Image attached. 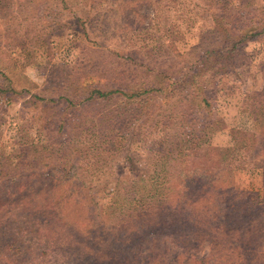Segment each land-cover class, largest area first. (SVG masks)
<instances>
[{"label":"trees","instance_id":"1","mask_svg":"<svg viewBox=\"0 0 264 264\" xmlns=\"http://www.w3.org/2000/svg\"><path fill=\"white\" fill-rule=\"evenodd\" d=\"M168 4L161 13L154 10L144 27L151 34L158 24L161 36L153 35L143 45L142 58L133 53H116L112 58L117 80L108 76L102 84H83V70H99L111 62L101 59L94 64L87 52H79L72 68L50 69L43 87L33 94V118H37L21 130L13 154L0 149V261L4 260L0 264H42L34 262L43 252L33 239L42 227H50L40 224L38 216L44 211L55 222L62 220L52 200L40 202V192H49L15 179H54L63 169L56 167H64L66 160L61 161L74 146L77 151L88 147L104 159L102 152H117L125 142L146 146L148 165L136 173L119 174L105 207L110 219L125 226L137 217L146 218L135 230L141 236L149 228L189 220L195 240L211 233L215 264H237L234 259L240 264H264V188L239 189L234 178L237 170L261 169L264 185V133L250 128L253 122L264 125V61H257L264 48V5L257 6L254 0H191L188 5L170 0ZM180 25L199 29L197 42L186 50L175 46L173 39ZM36 41L41 43L42 38ZM12 45L10 50L19 55L0 58V67L12 76L20 67L41 68L31 44ZM255 62L262 75L260 90L244 86V75ZM0 71L1 138V114L17 92L11 76ZM56 78L58 82H52ZM235 81L243 87L237 89ZM219 100L232 101L242 121L232 129V144L214 147L215 161L198 168L188 161L189 152L225 127L217 116ZM67 126L73 136L64 139ZM134 153L127 146L125 160L132 162ZM139 156L142 150L135 157ZM9 181L12 185L4 187ZM78 187L63 190L61 199ZM229 243H235L231 253Z\"/></svg>","mask_w":264,"mask_h":264},{"label":"rangeland","instance_id":"2","mask_svg":"<svg viewBox=\"0 0 264 264\" xmlns=\"http://www.w3.org/2000/svg\"><path fill=\"white\" fill-rule=\"evenodd\" d=\"M179 1L188 5L191 0ZM168 2L170 0H0V58L5 60L18 56L19 53L10 50V47L14 46L13 43L27 42L33 46L36 60L41 63L40 69L34 66L20 67L14 76L0 67L11 76L12 86L17 92L1 114L3 125L0 149L13 154L19 145L17 139L23 134L21 130L37 118H33L35 113L33 94L43 87L50 76L48 75L50 69L58 71L59 68H72L79 52H87L89 62L94 64L101 59L111 62L116 53L120 55L133 53L136 57L142 58L143 45L150 41L153 35L161 36L158 24L153 26L151 34L144 30V27L153 18V11L160 10L161 13L170 6ZM254 2L257 6L264 5V0ZM196 9L194 8V11ZM175 32L173 39L175 46L180 50L188 49L198 40L199 29L196 25L194 27L180 25L175 28ZM37 37L42 38L41 43L36 41ZM94 51L101 52L93 53ZM257 61H264V48L259 52ZM114 66L111 62L102 65L99 70H83L81 81L86 85L102 84L104 78L108 76L117 80L119 75L114 73ZM63 74L64 72L61 73ZM244 76V86L251 90L262 89V75L256 62L249 67ZM1 81L3 77L0 71V83ZM52 82H58V78ZM234 84L237 89L243 87L239 81H235ZM234 95L236 94L229 96L230 100H234L232 99L235 98ZM162 101L167 100L164 98ZM226 102L219 100L217 110V116L222 118L225 127L209 134L207 141L189 152L188 161L198 168H205L215 161L214 147L232 144V129L238 127L242 121L232 101L228 104ZM250 128L258 133H264V125L259 122H253ZM72 136L70 126H67L64 139ZM31 138L37 140L33 134ZM69 144H73V141ZM129 145L135 152L132 162L126 161L124 156ZM145 147L139 148L125 142L124 148L118 150L119 152L113 150L102 152L101 156L105 157L103 159L100 158V153L88 151V147L82 146L77 151L74 146L70 149L71 154L65 153L61 161L63 163L66 160L64 167H56L63 169L58 176H54V179L23 177L14 180L22 185H31L40 191L43 189L46 193L49 192V195L40 192L38 196L40 202L52 200L50 204L57 206L55 209L62 217V220L55 222L50 212L43 211L39 214L40 224L49 226L50 229L45 230V227H42V230L37 231L38 236L33 239L34 244L43 252V255L34 262L215 264L212 257L214 244L211 233H207L208 237L204 239L195 240L193 229H189L191 224L189 220L183 224L149 228L150 231L141 236L135 234V230L140 223L147 221L146 218L137 217L131 223L127 221L123 226L121 222L117 223L118 219H110L105 214V207L119 174L121 172L128 174L130 171L136 173L146 168ZM140 149L142 156L136 158L135 156L141 152ZM189 167L193 169V166ZM234 178L235 186L239 189L260 191L264 188L261 169L237 170L234 172ZM10 182H6L4 187H10ZM73 185L79 186L77 190L75 189L76 193L61 199V196L66 194V191H62ZM41 206L43 202L39 207ZM45 220L46 222H43ZM39 242L40 244H37ZM234 246L235 243L227 244L229 253L233 251ZM262 254L264 255V251ZM232 262L240 264L236 259Z\"/></svg>","mask_w":264,"mask_h":264}]
</instances>
